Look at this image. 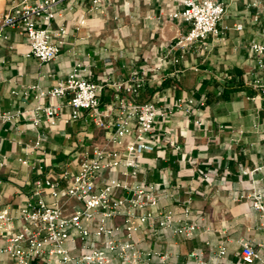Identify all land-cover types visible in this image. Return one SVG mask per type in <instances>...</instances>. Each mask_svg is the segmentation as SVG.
<instances>
[{
    "label": "crops",
    "instance_id": "obj_1",
    "mask_svg": "<svg viewBox=\"0 0 264 264\" xmlns=\"http://www.w3.org/2000/svg\"><path fill=\"white\" fill-rule=\"evenodd\" d=\"M20 1L0 2V18ZM220 1L226 14L219 29L229 30L192 44L184 54L175 43L190 25L171 17L182 10V0H111L97 10L92 0H63L55 7L51 30L64 29L66 44L48 63L26 56L29 44L20 28L5 29L0 34V210L24 204L38 181L51 178L64 187L62 175L76 174L83 153L104 145L113 133L115 114L106 122L109 127L97 128L83 110L70 120L69 95L40 96L75 71L78 79L102 87L101 109L131 101L152 104L162 113L176 100L195 101L196 118L179 110L158 117L157 131L170 136L154 138L157 146L143 154L136 176L124 178L122 169L103 173L98 186L111 179L131 186L145 182L172 195L158 208L179 216L182 206L189 207V220L197 227L193 239L169 231L152 237L144 229L141 249L167 255L169 264H197L188 258L194 252L205 264H243L242 245L264 243V215L249 199L254 191L264 195V96L256 98L250 86L260 73V58L250 46H264V15H258L264 0ZM237 25L242 30H235ZM129 80L143 81L130 98L112 87ZM57 105L58 126H49L43 113L33 125L38 107ZM6 115L12 118L5 121ZM120 151L124 156L123 147ZM43 199L52 204L48 194ZM221 246L225 257L211 262ZM0 264L11 261L0 254Z\"/></svg>",
    "mask_w": 264,
    "mask_h": 264
},
{
    "label": "built area",
    "instance_id": "obj_2",
    "mask_svg": "<svg viewBox=\"0 0 264 264\" xmlns=\"http://www.w3.org/2000/svg\"><path fill=\"white\" fill-rule=\"evenodd\" d=\"M61 1L31 3L30 0H21L0 18V34L7 28H20L29 44L26 56L40 63L52 61L66 44L64 29L55 33L51 30L56 17L55 7ZM110 1L92 0V9L97 10ZM182 7L171 17L190 25L189 31L180 35L175 43L183 54L192 44L209 36L218 38L229 30L228 27L219 29L226 14V6L220 0H182ZM261 14L264 15V5L258 8V15ZM235 30H242V26H235ZM250 50L260 58L259 76L250 86L256 91L255 97L262 98L264 46L252 44ZM142 83V80H129L112 87L130 98L141 89ZM101 90L102 87L94 82L78 79L73 71L51 92L40 93V96L52 98L69 95L70 120H76L83 110L97 128L109 127L106 122L115 114L111 125L114 131L105 139L104 145H94L83 153L76 174L65 172L62 175L64 187L60 186V181L51 178L38 181L24 204L0 210V254L6 255L11 264H151L154 259L158 264H169L167 255L141 249L143 230L146 229L152 237L169 231L186 240L194 238L197 227L189 220L188 206H182L179 216L158 208L162 199L172 195L145 182L131 186L118 179H111L99 187L97 179L103 173H117L119 169L123 170L121 176L124 178L136 176L143 154L157 146L154 138L170 136L168 131H157L158 117L179 110L189 119L196 118L195 101L176 100L162 113L152 104H134L131 101H121L119 105L101 109L98 98ZM39 113L45 115L51 127L62 121L59 105L38 107L34 112L35 127L40 123ZM11 118L3 116L5 121ZM194 123L202 125L199 120ZM126 139H130L127 145L124 144ZM122 147L124 156L120 151ZM44 194L52 199L51 205L43 199ZM249 199L252 208L264 215V195L254 191ZM119 220L121 222L116 223ZM225 254V248L221 246L210 261L220 262ZM188 258L196 259L197 264H205L200 253H190ZM239 259L243 264H264V243L257 247L243 244Z\"/></svg>",
    "mask_w": 264,
    "mask_h": 264
},
{
    "label": "rangeland",
    "instance_id": "obj_3",
    "mask_svg": "<svg viewBox=\"0 0 264 264\" xmlns=\"http://www.w3.org/2000/svg\"><path fill=\"white\" fill-rule=\"evenodd\" d=\"M0 2H3V0H0ZM7 13V12H6Z\"/></svg>",
    "mask_w": 264,
    "mask_h": 264
}]
</instances>
